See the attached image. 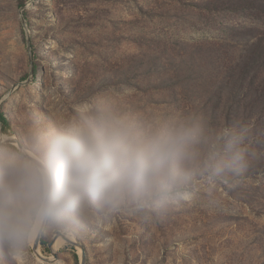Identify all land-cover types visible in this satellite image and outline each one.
<instances>
[{
    "label": "rangeland",
    "instance_id": "374dc122",
    "mask_svg": "<svg viewBox=\"0 0 264 264\" xmlns=\"http://www.w3.org/2000/svg\"><path fill=\"white\" fill-rule=\"evenodd\" d=\"M263 4L0 0V191L6 160L39 159L44 132L100 103L148 123L196 121L208 136L247 128L250 161L240 176L197 174L163 216L86 202L46 224L38 254L40 228L0 244V264H81L83 252L87 264H264Z\"/></svg>",
    "mask_w": 264,
    "mask_h": 264
},
{
    "label": "clouds",
    "instance_id": "9594fccd",
    "mask_svg": "<svg viewBox=\"0 0 264 264\" xmlns=\"http://www.w3.org/2000/svg\"><path fill=\"white\" fill-rule=\"evenodd\" d=\"M60 122L40 137L38 160H6L0 191V244L15 247L44 224L60 223L86 202L129 203L163 216L190 199L197 174L240 176L248 169L247 128L208 136L196 121L148 123L106 104Z\"/></svg>",
    "mask_w": 264,
    "mask_h": 264
},
{
    "label": "water",
    "instance_id": "95a60500",
    "mask_svg": "<svg viewBox=\"0 0 264 264\" xmlns=\"http://www.w3.org/2000/svg\"><path fill=\"white\" fill-rule=\"evenodd\" d=\"M0 125H1V122H0ZM1 135H3V133L1 132ZM1 142H4V140H0V143ZM26 155V154H25ZM26 157L29 159V160H38L36 157H33V156H30V155H26ZM45 226L46 224L42 225L37 237H36V240L33 244V249L35 251L36 254H38L39 252V248H40V244H41V238H42V235H43V232L45 230ZM81 264H87V260H86V253L83 252L82 255H81Z\"/></svg>",
    "mask_w": 264,
    "mask_h": 264
},
{
    "label": "trees",
    "instance_id": "16d2710c",
    "mask_svg": "<svg viewBox=\"0 0 264 264\" xmlns=\"http://www.w3.org/2000/svg\"><path fill=\"white\" fill-rule=\"evenodd\" d=\"M260 13H261V14H259V15H261V16L264 17V4H263V9L260 11ZM263 17H262V18H263ZM254 54H255L256 57L258 58L257 51L254 52ZM258 67H259L258 65L255 66V68H258ZM237 107L239 108L240 106H237ZM218 109H219V107H218ZM263 110H264V108H261V109H260V111H263ZM0 122H1V124H2V126H3V132L7 133L6 130H5V127H6V128L8 127V129H9V123H8L6 117H5V115H4L3 113H0Z\"/></svg>",
    "mask_w": 264,
    "mask_h": 264
},
{
    "label": "bare ground",
    "instance_id": "6f19581e",
    "mask_svg": "<svg viewBox=\"0 0 264 264\" xmlns=\"http://www.w3.org/2000/svg\"><path fill=\"white\" fill-rule=\"evenodd\" d=\"M42 227V226H41ZM41 227H40V229H41ZM40 229H39V231H40ZM39 231H38V233H39ZM38 235V234H37ZM37 235H36V237H37ZM36 240V239H35ZM54 245V244H53Z\"/></svg>",
    "mask_w": 264,
    "mask_h": 264
}]
</instances>
